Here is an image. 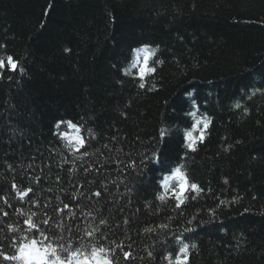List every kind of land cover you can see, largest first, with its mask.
Listing matches in <instances>:
<instances>
[{"label":"trees","instance_id":"1","mask_svg":"<svg viewBox=\"0 0 264 264\" xmlns=\"http://www.w3.org/2000/svg\"><path fill=\"white\" fill-rule=\"evenodd\" d=\"M143 47L164 61H150L157 73L147 91L139 66L122 71ZM9 55L20 70L0 69L5 253L14 254L10 236L23 235L35 213L49 243L111 248L119 264H167L177 235L187 237L190 264H264V94L256 91L264 88V0H0V58ZM205 118L206 143L186 153L185 133ZM68 121L81 128L86 155L63 139L76 134ZM180 164L203 192L177 210L169 197L180 182L169 169ZM165 183V200L154 199ZM194 217L198 226L188 223Z\"/></svg>","mask_w":264,"mask_h":264},{"label":"snow or ice","instance_id":"2","mask_svg":"<svg viewBox=\"0 0 264 264\" xmlns=\"http://www.w3.org/2000/svg\"><path fill=\"white\" fill-rule=\"evenodd\" d=\"M6 47V45H5ZM66 51H68L66 49ZM158 49H149L148 47L139 48L136 50V60L131 65V68L123 69L124 76L131 75V69L138 67L137 81L138 87L141 90H149L146 88V78L153 76L157 73V68L150 65V61H153V58L157 56ZM153 63L163 64L164 61L156 59ZM0 69L11 70L12 72H18L20 70V65L16 58L9 55L5 61L3 58H0ZM256 91L264 94V88H258ZM255 95V91L252 92L249 96ZM194 108H199L198 102H196L195 97H191L189 101ZM234 107L239 110L241 108L240 103H236ZM247 113V109H244ZM190 117H195L196 112L190 111L188 113ZM64 123L63 120L57 121L55 127L59 129ZM211 121L207 118L203 120H196L195 124L190 125L193 131L198 130V135H194L193 131H187L184 136L186 153L195 154L199 146L203 143H206L207 137L206 133L210 129ZM202 125V126H201ZM67 127L72 129L76 134L69 136L64 134L63 139L67 141L68 147L75 149V152L86 153V141L80 135L81 128L74 122L68 121ZM91 132V129H89ZM160 138H166V133L164 130L160 132ZM231 145H229L227 150H230ZM187 159V155L182 157ZM151 159L157 163L161 162V157L158 153H153ZM179 164V161H177ZM9 168L12 167L11 164L8 165ZM184 165L180 164L179 166H174L173 169L169 171L173 172V176L179 180L178 190L172 191L170 199H174V207L177 210H181L186 206V202L195 196L196 193H202L203 188L195 182H191L188 178V175L185 171H182ZM227 183V181H225ZM17 184L13 183L11 188L13 190L17 189ZM163 194L159 196H154V199H159L164 201L166 195L168 194V185L165 183L163 186ZM33 189L29 188L27 192H23L20 195V199L23 200L24 197H30ZM191 193V196L189 195ZM96 197L102 195L101 192L96 191L93 193ZM5 203H8L7 199L4 200ZM235 202V201H233ZM218 204L223 207L224 202L222 200L218 201ZM69 207L68 204H64L63 209L57 208V212H62L64 209ZM3 215L6 217L7 212H4ZM35 213H32L26 220L23 222V229L27 231L20 235L19 237L15 235L10 236V246L13 249L14 254H7L3 251L2 246H0V259L3 261L9 262V264H119V259L117 258L116 251L111 248L104 246L91 245L90 250L86 249L83 245H80L79 242L69 244L67 247L64 245H55L48 242V236L41 230V226L34 222L33 217ZM216 216L215 211L210 212V222H214ZM49 223L48 220H44L43 224L46 226ZM104 223V221H101ZM127 223V221H125ZM188 223L199 225V219L193 218ZM21 229L11 228L9 229L10 233L19 232ZM150 231V229H149ZM185 233L192 232L193 229L188 227L187 224L184 229ZM39 234V239L35 234ZM89 236H92V233H88ZM187 239L186 235H177L175 237V244L180 245L177 249H173L169 254L164 255V260L167 261V264H190V245L185 242ZM171 239L165 241V243H172ZM196 245H191V248H195ZM116 248L119 250L120 257L124 261H130L133 258L132 252L124 250L123 245H116ZM149 257L152 256V253H148Z\"/></svg>","mask_w":264,"mask_h":264}]
</instances>
